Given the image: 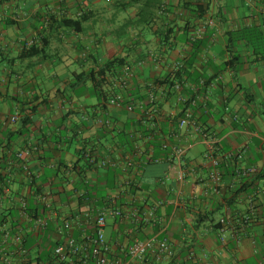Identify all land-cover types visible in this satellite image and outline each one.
I'll use <instances>...</instances> for the list:
<instances>
[{"label":"crops","instance_id":"crops-1","mask_svg":"<svg viewBox=\"0 0 264 264\" xmlns=\"http://www.w3.org/2000/svg\"><path fill=\"white\" fill-rule=\"evenodd\" d=\"M114 58L133 112L79 76ZM189 108L218 141V184L202 136L179 129ZM102 211L126 264H264V0H0V227L51 250L65 221L83 243ZM136 240L171 255L132 260Z\"/></svg>","mask_w":264,"mask_h":264},{"label":"built area","instance_id":"built-area-1","mask_svg":"<svg viewBox=\"0 0 264 264\" xmlns=\"http://www.w3.org/2000/svg\"><path fill=\"white\" fill-rule=\"evenodd\" d=\"M123 72L125 74V81L127 86V80L130 79L133 76L132 70L129 66H125L123 68ZM125 86V88H127ZM154 87V86H153ZM152 85H150V88H153ZM174 91L180 92L181 91V85L179 83L174 84L173 86ZM180 100H183V98L180 97ZM121 101H123V97L121 93H117L111 100L110 104L113 106H123L121 104ZM148 104H150V108L152 110L157 109V98L156 95L150 90L148 94ZM139 107L143 109L144 107V101L139 103ZM127 110L130 112L134 111V106L131 104L127 107ZM15 120V119H13ZM191 126L193 129L198 132L205 144L208 147V151L206 152V159L211 161L213 172H212V179L213 181L218 184L221 181L222 176V168L220 164V160L214 156L217 151L218 141L214 139L213 137L209 136L208 133L199 127L194 119L191 109H187L185 111L184 117L179 122V129H185L186 127ZM174 154L178 156L179 158L183 156L184 151L180 150L178 148L174 149ZM21 156V155H20ZM242 154L238 155V159H242ZM228 159H231V155L226 156ZM91 163H95L94 158H90ZM100 166H105L106 162L105 160L98 162ZM257 173V170L254 168H249L244 171V174L246 175H254ZM163 182V181H162ZM164 183V182H163ZM26 208V205L23 204V209ZM107 211H102L98 214V216L95 219L94 222V233L93 235L86 236L84 238L83 243L77 242L74 237L72 236V233L70 234L71 230V222L65 221L63 223V228L69 233L67 236V239L62 244H59L51 249V256L53 261L51 264H69L68 261L71 258H82L80 262H94L95 264H126L122 260L111 257V250L108 244L106 243L105 239V228L107 225ZM111 215H120V212L118 211H112L110 213ZM35 225L38 228V230L45 229L47 226V221L42 218L35 219ZM23 236L21 232H16L14 235L11 234V230L9 229H2L0 227V264H17L14 259V252H12V247H20L22 245ZM9 244V245H8ZM20 254L26 255V250H23L20 248ZM148 252H154L158 257H167L168 255H171V248L170 245L167 243V241H161L158 243H155L153 240H146V241H140L136 240L133 245L129 248L128 256L130 259H142ZM20 259V258H19ZM79 262V263H80ZM85 262V263H86ZM19 264V263H18ZM75 264V263H74Z\"/></svg>","mask_w":264,"mask_h":264},{"label":"trees","instance_id":"trees-1","mask_svg":"<svg viewBox=\"0 0 264 264\" xmlns=\"http://www.w3.org/2000/svg\"><path fill=\"white\" fill-rule=\"evenodd\" d=\"M64 26L73 27L74 23L64 22ZM254 33L258 39H261V34L257 29H243L241 31L242 37L246 38V34ZM253 42V41H252ZM253 46L256 45L253 43ZM35 49H30L27 54L30 56L34 55ZM126 66V61L124 58H114L103 63L98 70H93L86 75L81 74L80 77H86V80L93 84L94 90L98 98L109 102L117 93H121L123 101L121 104L126 108L131 105L132 99L130 93H128L125 81V74L123 68ZM178 76V74H177ZM115 85L118 86L116 89ZM150 107V104L147 105ZM144 137H151L153 141L157 138L154 136L153 132L149 133L148 129L142 131ZM34 218V217H33ZM15 227L11 226V234L14 235ZM37 237L34 234H24L22 245L19 247L11 248L14 252L15 257H19L17 264H51L53 261L51 256V250L47 248H41L38 245ZM20 248L26 250V255L20 254ZM91 262V261H90ZM88 264V262H86ZM76 264V263H75ZM77 264H84L83 262Z\"/></svg>","mask_w":264,"mask_h":264}]
</instances>
